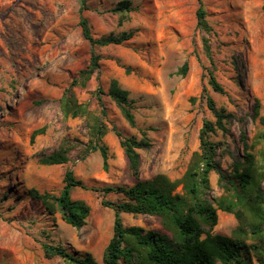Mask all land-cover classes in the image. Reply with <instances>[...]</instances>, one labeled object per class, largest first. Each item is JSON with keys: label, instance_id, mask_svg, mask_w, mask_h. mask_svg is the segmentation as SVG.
Listing matches in <instances>:
<instances>
[{"label": "rangeland", "instance_id": "1", "mask_svg": "<svg viewBox=\"0 0 264 264\" xmlns=\"http://www.w3.org/2000/svg\"><path fill=\"white\" fill-rule=\"evenodd\" d=\"M121 1L86 0L87 9L81 11L79 0H0V264H71L48 255L45 246L90 254L103 264L115 211L102 202L125 199L104 189L130 188L157 175L181 179L201 151L204 121H215L204 90L233 117L227 132L211 136L223 169L233 172L245 155V140L264 167V0H129L130 12H114ZM201 5L209 33L198 27ZM82 18L89 21L95 40L129 32L133 37L120 45H93L83 36ZM92 52L100 56V68L84 87L74 88L85 113L73 118L62 100ZM210 70L224 94L209 85ZM113 80L129 92L134 126L109 96ZM41 129L44 133L34 136ZM118 134L150 143L138 150L139 179L130 171ZM61 147L68 150L66 164L41 163ZM100 147L107 150V168ZM69 170L89 188L71 193L72 200L91 209L80 230L68 225L59 210L49 214L30 194L35 189L59 196ZM209 179L208 198L215 206L224 195L236 201L233 191L226 194L219 174L211 172ZM242 210V221L219 210L210 232L231 236L260 222L264 229V204L263 216L251 205ZM121 218L127 228L171 236L158 216L122 213ZM258 241L264 243V232L246 238L249 245ZM249 257L259 264L253 252Z\"/></svg>", "mask_w": 264, "mask_h": 264}, {"label": "trees", "instance_id": "2", "mask_svg": "<svg viewBox=\"0 0 264 264\" xmlns=\"http://www.w3.org/2000/svg\"><path fill=\"white\" fill-rule=\"evenodd\" d=\"M81 11L87 9L86 0H79ZM129 0L121 1L114 12L128 13L132 10ZM198 27L204 32L212 31L206 20V12L201 5L197 11ZM84 38L91 44L107 46L120 45L132 39L133 33H123L118 38H104L95 40L92 36L89 21L82 18L80 21ZM205 51L210 56V45L204 39ZM100 56L92 52L87 67L81 70L74 78L65 97L63 107L66 115L73 118L85 113L78 107L75 100L74 88L84 87L89 79L100 68ZM188 70V64L182 68L183 74ZM209 85L220 94L225 90L218 82L213 70L209 71ZM209 110L214 114L215 121H204L200 132L201 151L194 154L191 163L181 179L171 180L166 175H157L151 180H138L130 188L107 187L106 194L117 192L124 195V200L113 203L104 200L102 204L115 211L114 232L106 248L103 264H253L249 257L253 252L259 264H264V243L247 244L246 238L254 236L260 238L264 232L262 222L250 225L249 230L240 228L231 236L212 234L210 231L218 223V211L233 214L239 221L243 220L242 209L251 205L257 210V215L263 216L261 210L264 204V167H259L255 155L245 140V155L242 160L234 164L231 174L223 169L218 161V146L211 141V136L221 130L227 132V122H232V115L217 108L215 101L203 91ZM109 96L121 110L124 118L130 125H135L133 101L129 92L121 87L117 80L110 86ZM259 104L255 110L259 114ZM264 123V118H261ZM45 129L36 134L44 133ZM121 138V145L129 161L132 175L139 179L141 172V158L138 150L150 147L148 139L138 140L133 137ZM105 168L108 166V154L105 147H100ZM68 150L61 147L58 151L41 159L46 166L66 164ZM211 172L220 176V184L226 194L233 191L236 201L229 196L220 198L215 206L208 194L210 191ZM65 185L59 196L48 193L41 194L32 189L31 196L40 201L54 215L56 210L62 213L63 220L71 227L80 230L86 225L91 209L82 201H74L71 193L74 188L89 190L81 181L67 171L64 179ZM96 191V189H90ZM158 216L163 221L164 228L171 233L163 234L158 231H145L140 227H125L121 214ZM264 222V221H263ZM48 255H56L71 264H99L90 254L79 256L70 254L62 247L45 246ZM123 262V263H122Z\"/></svg>", "mask_w": 264, "mask_h": 264}]
</instances>
